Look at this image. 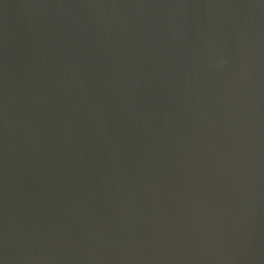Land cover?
<instances>
[{
  "label": "water",
  "instance_id": "1",
  "mask_svg": "<svg viewBox=\"0 0 264 264\" xmlns=\"http://www.w3.org/2000/svg\"><path fill=\"white\" fill-rule=\"evenodd\" d=\"M258 252L264 0H0V264Z\"/></svg>",
  "mask_w": 264,
  "mask_h": 264
},
{
  "label": "bare ground",
  "instance_id": "2",
  "mask_svg": "<svg viewBox=\"0 0 264 264\" xmlns=\"http://www.w3.org/2000/svg\"><path fill=\"white\" fill-rule=\"evenodd\" d=\"M249 264H264V253L258 259H253Z\"/></svg>",
  "mask_w": 264,
  "mask_h": 264
},
{
  "label": "rangeland",
  "instance_id": "3",
  "mask_svg": "<svg viewBox=\"0 0 264 264\" xmlns=\"http://www.w3.org/2000/svg\"><path fill=\"white\" fill-rule=\"evenodd\" d=\"M261 247H262V245H260V248H261ZM258 254H259V252H258V253H255L254 256L251 255L252 257H247V259H246V263H249V261H250L251 259H253L254 257H256Z\"/></svg>",
  "mask_w": 264,
  "mask_h": 264
}]
</instances>
